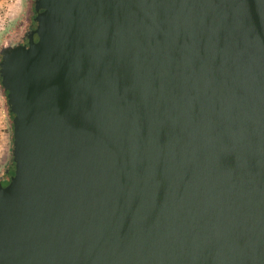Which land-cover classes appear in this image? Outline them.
Instances as JSON below:
<instances>
[{"label": "water", "instance_id": "obj_1", "mask_svg": "<svg viewBox=\"0 0 264 264\" xmlns=\"http://www.w3.org/2000/svg\"><path fill=\"white\" fill-rule=\"evenodd\" d=\"M4 47L0 264H264V0H35Z\"/></svg>", "mask_w": 264, "mask_h": 264}, {"label": "crops", "instance_id": "obj_2", "mask_svg": "<svg viewBox=\"0 0 264 264\" xmlns=\"http://www.w3.org/2000/svg\"><path fill=\"white\" fill-rule=\"evenodd\" d=\"M35 0H0V35L6 31L11 36L20 35L24 31V13L33 20ZM28 23V19L26 21ZM8 36V35H7ZM13 142L12 120L6 92L0 81V181L9 180L13 175L11 143ZM13 149V146H12ZM13 154V153H12Z\"/></svg>", "mask_w": 264, "mask_h": 264}, {"label": "rangeland", "instance_id": "obj_3", "mask_svg": "<svg viewBox=\"0 0 264 264\" xmlns=\"http://www.w3.org/2000/svg\"><path fill=\"white\" fill-rule=\"evenodd\" d=\"M34 13L32 15L31 18L34 19ZM28 19V23H26ZM31 22L29 23V17H27V15L24 13V18H23V21L22 22H25L24 24V31L22 34L20 35H14V36H11L12 34L8 31H6L5 33H2L0 35V61L2 59V55H1V52L3 50L4 47H13V46H16V45H19V44H22V43H26V38H25V35L28 31H30L31 27L34 26V20H30ZM8 35V36H7ZM12 146H13V142L11 143V152H10V156L12 155Z\"/></svg>", "mask_w": 264, "mask_h": 264}, {"label": "trees", "instance_id": "obj_4", "mask_svg": "<svg viewBox=\"0 0 264 264\" xmlns=\"http://www.w3.org/2000/svg\"><path fill=\"white\" fill-rule=\"evenodd\" d=\"M34 13V16H35V11L33 12ZM34 20V19H33ZM34 26H36V23L34 22ZM0 81H1V77H0ZM5 91V90H4ZM6 96H7V93H6ZM9 111H10V107H9ZM10 116H11V120H12V128H13V118H14V115L11 113L10 111ZM12 153H13V149H12ZM12 165H13V154H12ZM13 170L15 171V167H13ZM14 171H13V174H14ZM9 181V180H8Z\"/></svg>", "mask_w": 264, "mask_h": 264}, {"label": "flooded vegetation", "instance_id": "obj_5", "mask_svg": "<svg viewBox=\"0 0 264 264\" xmlns=\"http://www.w3.org/2000/svg\"><path fill=\"white\" fill-rule=\"evenodd\" d=\"M36 26H33V27H31V29L30 30H32V29H34ZM26 42H27V40H26ZM2 182V184L5 186V185H7L8 184V180H4V181H1Z\"/></svg>", "mask_w": 264, "mask_h": 264}, {"label": "built area", "instance_id": "obj_6", "mask_svg": "<svg viewBox=\"0 0 264 264\" xmlns=\"http://www.w3.org/2000/svg\"><path fill=\"white\" fill-rule=\"evenodd\" d=\"M10 2H12L13 0H9Z\"/></svg>", "mask_w": 264, "mask_h": 264}]
</instances>
